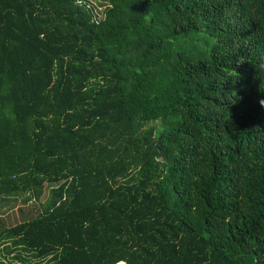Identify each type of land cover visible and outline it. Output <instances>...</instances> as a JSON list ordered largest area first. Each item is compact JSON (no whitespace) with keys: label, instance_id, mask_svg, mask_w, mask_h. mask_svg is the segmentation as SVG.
I'll return each instance as SVG.
<instances>
[{"label":"trees","instance_id":"1","mask_svg":"<svg viewBox=\"0 0 264 264\" xmlns=\"http://www.w3.org/2000/svg\"><path fill=\"white\" fill-rule=\"evenodd\" d=\"M105 2L0 0L1 249L264 264V0Z\"/></svg>","mask_w":264,"mask_h":264},{"label":"rangeland","instance_id":"2","mask_svg":"<svg viewBox=\"0 0 264 264\" xmlns=\"http://www.w3.org/2000/svg\"><path fill=\"white\" fill-rule=\"evenodd\" d=\"M88 7L92 9V12L99 15L101 17L102 11L106 7L105 0H83ZM213 40L208 37L205 33H190V35H187L185 37H179L175 40L174 47L178 50H181L183 52L189 53V52H195V54H202V56L206 55L209 51L211 44ZM203 50H206V54H203ZM153 124L156 128L160 129L162 128V123L160 120H156ZM37 202L36 201H29L27 203H19L18 207L21 209V212H19L17 209L14 208L15 212L12 214H9L4 218L7 220L6 224L14 225L17 222L22 221L24 218H22L23 215H26L27 210H30ZM33 260V259H32ZM35 261V262H34ZM34 264L38 261L33 260ZM13 263H19L23 264L22 262L13 261ZM10 264V263H8Z\"/></svg>","mask_w":264,"mask_h":264},{"label":"crops","instance_id":"3","mask_svg":"<svg viewBox=\"0 0 264 264\" xmlns=\"http://www.w3.org/2000/svg\"><path fill=\"white\" fill-rule=\"evenodd\" d=\"M16 253H18L17 251H14V252H12V254H16ZM19 253H20V251H19ZM12 254H8L7 253V251H5V250H3V249H1V247H0V261H5V263H10V264H19V263H13V261L15 260V261H17V262H22V260H21V258H20V256H19V258H17V259H12ZM35 262V261H34ZM34 262H33V260L31 259L30 260V263H27V264H34ZM23 263V262H22ZM26 263H24V264H26ZM35 264H38L37 262L35 263ZM125 264V263H124Z\"/></svg>","mask_w":264,"mask_h":264},{"label":"clouds","instance_id":"4","mask_svg":"<svg viewBox=\"0 0 264 264\" xmlns=\"http://www.w3.org/2000/svg\"><path fill=\"white\" fill-rule=\"evenodd\" d=\"M260 104L264 106V100H260Z\"/></svg>","mask_w":264,"mask_h":264}]
</instances>
